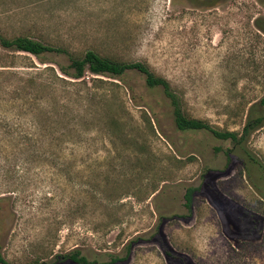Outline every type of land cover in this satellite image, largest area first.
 <instances>
[{"label":"rangeland","instance_id":"obj_1","mask_svg":"<svg viewBox=\"0 0 264 264\" xmlns=\"http://www.w3.org/2000/svg\"><path fill=\"white\" fill-rule=\"evenodd\" d=\"M0 35L63 51L35 59L0 48V115L27 120L36 99L59 135L20 146L0 124L7 264H71L59 259L73 250L93 264H264V179L246 156L264 167V126L240 146L181 132L161 90L136 72H85L77 85L58 70L88 50L141 63L187 116L240 135L264 98V0H0Z\"/></svg>","mask_w":264,"mask_h":264},{"label":"trees","instance_id":"obj_2","mask_svg":"<svg viewBox=\"0 0 264 264\" xmlns=\"http://www.w3.org/2000/svg\"><path fill=\"white\" fill-rule=\"evenodd\" d=\"M0 48L3 50L13 52V53H22L27 54L35 59L41 57L44 53L56 52L61 53L63 51L59 49H54L49 46L43 45L37 41L31 40L27 37L16 36L12 38H6L0 35ZM19 56V55H18ZM43 64V62H42ZM28 68V67H24ZM36 72H50L52 82H61L64 84H70L67 80L63 79L56 74L55 71L51 67H43L42 69H37V67H30ZM59 72L65 78L72 80L75 84L85 85L84 81V73L87 72L91 76H101L110 79H118L124 72L126 71H134L143 78V83L145 87L152 89L158 88L161 90L163 96L168 100V103L171 108V115L174 127L176 130L184 132V131H206L212 135L215 139L222 141H230L234 146H240L243 142H245L248 135L264 126V111L259 112L258 108L260 105H264V98H262L258 104L249 105L246 109L245 120L243 126L241 128L240 135L233 131H217L211 128L207 123L202 120L192 118L186 115L183 111V101L181 97H179L170 87V84L164 78L155 75L151 70L147 68V66L138 63H125L120 62L108 57H102L96 54L93 51H85L81 57L74 58L68 56V65L63 67H58ZM3 71V70H0ZM4 72V71H3ZM3 73L0 72V75ZM93 86L96 83H102L100 79L90 78ZM32 81V80H30ZM71 83V84H73ZM74 85V84H73ZM35 105H38L35 109L34 113H30L31 116L26 120L20 114H16L10 118L8 122V118L5 115H0V124L4 123V128L11 129L16 134V139L18 145L22 146L23 143H27L29 145L38 146L40 149L44 145L43 143L47 142L49 145L52 141L58 139V129L54 127V130L49 129L50 117L48 116L46 110L39 106L34 99ZM11 127V128H10ZM13 127V128H12ZM56 129V130H55ZM8 131V130H7ZM61 134V132H59ZM35 151H32V154ZM43 152L42 155H44ZM248 160L254 164V166L259 171L261 177L264 179V167L262 164L254 157L246 154ZM193 189H187L184 195V208L187 212L191 211L190 202H191V193ZM164 254L170 259H174L173 255L166 249L163 250ZM61 261L69 262L71 264H93L87 262V260L78 254L76 250H73L70 253H67L60 257ZM116 258H111L110 261H117ZM179 264H186L185 260L180 258L175 259ZM0 264H7V262L0 255ZM27 264H42L38 260H32Z\"/></svg>","mask_w":264,"mask_h":264},{"label":"built area","instance_id":"obj_3","mask_svg":"<svg viewBox=\"0 0 264 264\" xmlns=\"http://www.w3.org/2000/svg\"><path fill=\"white\" fill-rule=\"evenodd\" d=\"M89 76H91V75H89ZM93 77V76H92ZM85 78L87 79L88 77L87 76H85Z\"/></svg>","mask_w":264,"mask_h":264}]
</instances>
